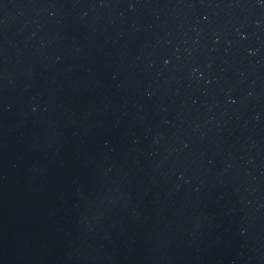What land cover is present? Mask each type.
Segmentation results:
<instances>
[{
    "label": "water",
    "instance_id": "95a60500",
    "mask_svg": "<svg viewBox=\"0 0 264 264\" xmlns=\"http://www.w3.org/2000/svg\"><path fill=\"white\" fill-rule=\"evenodd\" d=\"M0 264H264V0H0Z\"/></svg>",
    "mask_w": 264,
    "mask_h": 264
}]
</instances>
